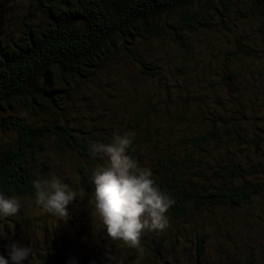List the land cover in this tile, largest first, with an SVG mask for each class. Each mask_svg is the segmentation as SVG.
<instances>
[{
	"label": "trees",
	"instance_id": "trees-1",
	"mask_svg": "<svg viewBox=\"0 0 264 264\" xmlns=\"http://www.w3.org/2000/svg\"><path fill=\"white\" fill-rule=\"evenodd\" d=\"M218 40L225 57L213 53ZM256 61L264 63V0H0V195L21 203L16 216H0V255L12 264L11 245L41 221L43 246H27V264H68L77 249L83 264H97L84 241L111 239L99 218L81 216L85 195L94 210L90 177L108 161L91 145L128 134L127 154L175 203L163 230L142 235V253L118 241L109 261L206 264L203 227L228 229L217 211L264 195V181L253 180L264 175V71L253 69ZM128 69L144 82L131 97L99 89ZM223 87L229 108L218 99ZM53 156L76 162L67 172ZM52 176L77 194L68 230L51 232L47 223L58 217L30 211L33 181ZM235 224L250 226L247 218Z\"/></svg>",
	"mask_w": 264,
	"mask_h": 264
},
{
	"label": "clouds",
	"instance_id": "clouds-1",
	"mask_svg": "<svg viewBox=\"0 0 264 264\" xmlns=\"http://www.w3.org/2000/svg\"><path fill=\"white\" fill-rule=\"evenodd\" d=\"M132 143L128 134H117L109 144L91 145L93 156L107 157L108 161L106 166L95 169L90 177L94 185V212L91 215L99 217L109 239L122 241L142 253V235L145 231L166 227V213L175 201L156 185L150 169L140 168L127 154ZM33 187L38 207L65 222L69 219V205L76 201V192L56 176L34 180ZM20 209L18 198L0 195V216L14 217ZM31 251V247L11 245L12 264H23ZM0 264H9V261L0 255Z\"/></svg>",
	"mask_w": 264,
	"mask_h": 264
},
{
	"label": "rangeland",
	"instance_id": "rangeland-1",
	"mask_svg": "<svg viewBox=\"0 0 264 264\" xmlns=\"http://www.w3.org/2000/svg\"><path fill=\"white\" fill-rule=\"evenodd\" d=\"M246 1L248 2L249 0H246ZM215 2H218V0H215ZM238 30H240V28ZM238 30L234 29V31L236 32H238ZM239 32H241V30ZM200 38H201V35H200ZM214 38L216 37L209 36V40H211L210 43L212 42L214 43L216 41V40L213 41ZM223 40H225V38H223L222 41ZM222 41L218 40V44H216L217 47H215V49L213 50V53L219 54L220 56L225 57L228 51L225 48L221 49ZM263 66H264V63L257 62L255 66H253V69L255 70L257 68H260L264 71ZM213 67L216 69V72L220 71L221 68L222 70L224 69L222 65L215 64L213 65ZM134 73L135 72H132V69L131 70L128 69L127 71L125 70L122 72H115V76H113L114 82L111 83V85L109 86L101 85L99 89L105 88L111 93L119 92L121 94H127L129 98L131 97V93H130L131 87L133 86L140 87V85H144V82H142V84H139L137 80L135 81L136 73L135 75ZM218 79L219 78L217 77V82L219 81ZM133 81L135 82L131 83ZM214 91L216 92L217 88L216 90L214 89ZM218 95H219L218 99L220 100L221 104L223 105L225 104V107L229 108V104H230V102L228 101L229 97L224 87L219 91ZM99 106L100 105H98L97 108ZM217 109H218L219 115L225 114L224 109L221 108V106H218ZM53 158L56 160V162L63 163L64 164L63 170H67V172L70 171L72 165L75 164L76 162L72 157H69V156H61V157L53 156ZM61 174H62V177H65L67 175V173H61ZM256 177L258 180L253 179L254 181H264V175H260ZM72 183L74 184V187H78L80 185V183L77 180L75 181L73 180ZM75 191L81 192L78 188H76ZM84 200L90 201V205H92V201L89 198V196L85 195ZM90 205L85 206L87 213L83 212L81 217L87 219V218H90V216H92L91 214L94 212V210L91 212V210L89 209ZM29 207H30V211L31 210L33 211L32 216L33 215L43 216V214L45 213V211L42 208L38 207L35 202H30ZM75 210H76V207L75 206L72 207L71 205L70 210H69V213L71 215L70 218L75 217V214H76ZM217 215L221 217L223 215V217L226 218L228 229L225 228L226 225L223 222L219 226L215 224L214 226H211V227H203L202 231L205 230L206 233L209 234L208 245L205 248V251H206L205 254L207 257L206 264H209V263L210 264H223L224 262L225 264H230L231 262L232 264L233 263L234 264H264V195L253 197V200L251 201V203L244 209H239L236 211H229V209L220 210V211H217ZM96 217L99 218L98 216ZM216 218L217 217L213 219H216ZM238 218H247L250 226L244 228L245 225L242 224L241 230L240 228L237 227L236 224L233 226L234 222H237ZM66 222L64 220H60L57 218V222L55 221L54 223L49 222L47 223V227L51 232H53L54 230L59 231L62 227H64L65 230H68V227L65 224ZM80 223L81 225L87 224L86 220L85 221L81 220ZM230 223L231 225L228 226ZM76 224L78 225L77 222ZM38 225L40 227L35 226L34 228L33 227L31 228L30 234H28L25 231V234H23L24 236L22 238V241L18 242L17 244L22 247H27L28 245L33 246L36 240H39V242L41 243L40 245L43 246L42 245L43 233L40 228L44 227L45 225L41 221L38 222ZM117 242L118 241L116 240H107L105 238L102 240L101 237L96 236L94 234L93 236L89 238L88 241H84L85 244L92 246L91 248L88 247L89 250H87V253L89 255H95L94 260L97 259L96 260L97 264H98V260H102V264H112L109 261L108 254L111 252L112 248ZM233 243H235V247H232V245L234 246ZM238 244L240 245L239 249H237ZM105 249L107 250L105 251ZM251 253H252V255L250 256L251 259H247L248 255ZM67 257H69V258H66L68 264H71L70 262H74V261H76V264H83L82 263V261L84 260L83 253L80 252L79 249L72 250L69 254H67ZM73 257H75L76 260ZM229 257L231 258L230 261H228ZM137 258L138 257L132 258V261L135 262V264H136ZM120 260L122 259H119L118 263H113V264H121ZM30 262L31 264H35L36 260L32 259L30 260ZM23 264H27L26 261H24Z\"/></svg>",
	"mask_w": 264,
	"mask_h": 264
}]
</instances>
